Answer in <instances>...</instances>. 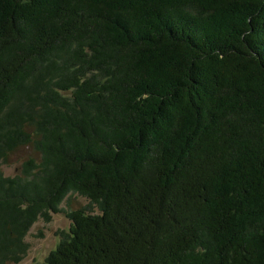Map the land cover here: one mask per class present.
<instances>
[{"label": "trees", "instance_id": "trees-1", "mask_svg": "<svg viewBox=\"0 0 264 264\" xmlns=\"http://www.w3.org/2000/svg\"><path fill=\"white\" fill-rule=\"evenodd\" d=\"M59 213L34 264H264V0H0V264Z\"/></svg>", "mask_w": 264, "mask_h": 264}, {"label": "rangeland", "instance_id": "rangeland-1", "mask_svg": "<svg viewBox=\"0 0 264 264\" xmlns=\"http://www.w3.org/2000/svg\"><path fill=\"white\" fill-rule=\"evenodd\" d=\"M29 155H33L27 147L17 150L9 159L7 164L2 165V171L6 176H12L18 171L20 163ZM88 200L78 194H73L62 202L61 207L64 209H74L85 206ZM97 211L96 208H93ZM69 219L64 214H52V219L45 222L42 219L37 220L26 235V241L29 245L28 251L24 258L15 264H34L42 261L47 254L53 250L59 241V231L68 229ZM14 264V263H13Z\"/></svg>", "mask_w": 264, "mask_h": 264}]
</instances>
